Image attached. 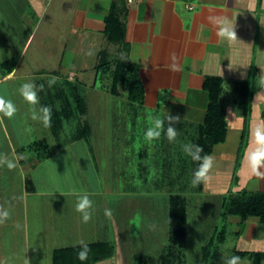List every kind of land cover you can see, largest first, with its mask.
Wrapping results in <instances>:
<instances>
[{
  "label": "crops",
  "instance_id": "obj_1",
  "mask_svg": "<svg viewBox=\"0 0 264 264\" xmlns=\"http://www.w3.org/2000/svg\"><path fill=\"white\" fill-rule=\"evenodd\" d=\"M225 25L236 32V40L218 35ZM32 45L37 50L26 60ZM38 53L51 56L58 67L35 69ZM173 62L178 71L170 69ZM135 70L144 85L143 105L128 98ZM27 76L36 82L37 96L48 98L42 100L43 108L51 110L47 126L40 122L42 110L30 124L37 132L45 126L49 135L32 138L35 128L33 133L24 117L37 105L21 95V87H9ZM99 78L108 82L100 95ZM208 80H219L216 104L222 109L226 134L223 142L212 146L207 155L211 166L195 187L220 198L224 223L235 219L239 229L234 233L233 256L240 257L239 264L247 259L264 264V221L259 216L243 219L241 214L253 196H264V179L250 173L247 159L258 147L257 127L264 131V0H0V98L16 109L10 118L0 112V211L8 212L0 222V264H87L111 249V257L94 264H133L125 246L130 223L143 212L149 215L153 200L138 195L137 186L119 188L106 180L113 166H105L93 140L86 90L92 87L97 93L95 117L104 132L126 123L127 112L135 113L127 116L134 126L141 119L143 123L145 116L136 114L149 109L164 116L165 132L168 115L179 117V122L171 123L183 130L176 138L202 148L211 120ZM112 97L126 98L133 105L118 108ZM167 141L164 138L162 145ZM138 155L139 168H145L147 176L148 150ZM6 161L16 166L9 169ZM192 161L186 183L181 181L185 172L175 177L170 171L150 182L157 191L168 193L165 226L173 247L187 236V201L180 194L203 159ZM85 194L92 201L87 223L76 211ZM229 198L236 203L232 209L241 211L224 218ZM106 209L111 217L105 215ZM216 232L222 234L219 251L224 256L227 225L206 239L202 264L203 247ZM5 240L20 241L15 254L5 250ZM81 241L88 247L85 260L78 258ZM170 248L164 247L161 264L174 258L176 250ZM20 251L21 260L11 261Z\"/></svg>",
  "mask_w": 264,
  "mask_h": 264
},
{
  "label": "rangeland",
  "instance_id": "obj_2",
  "mask_svg": "<svg viewBox=\"0 0 264 264\" xmlns=\"http://www.w3.org/2000/svg\"><path fill=\"white\" fill-rule=\"evenodd\" d=\"M36 50V46L34 47L32 45L25 59H31ZM38 54L39 55H36L37 65L34 66L35 69L39 70L42 67L52 68V66L58 67L57 63H55V59L51 58V56H44V53ZM79 66V64H76V67ZM91 67L92 65L88 64L87 68L90 69ZM30 77L32 76H27L25 79L23 78L22 80H18L10 84L9 87H22V85L26 83H31L36 86V82L32 83V78ZM89 77L91 78L93 76ZM35 80L37 81L39 79ZM106 83H108L107 80H101V78H99L96 87V91L99 92V95L104 93L102 86H105ZM93 90L94 88L92 87H89L86 90L88 95V105L92 111L89 116L91 117L94 129L93 140L97 141L96 147L99 149V153L104 156L103 163L105 166L107 167L110 164L113 166V170L109 172V178L107 177L106 180L111 179L110 183L113 182L114 185H119V188H125V185L127 184L137 186L139 188L138 195H145L150 198V200H153V208L148 210L150 211L148 212L149 215L145 214L146 212H143L131 220L128 234L129 240L125 243V246L132 257V263L161 264L159 256L164 251V247L169 245L171 250L176 251L174 252V258L171 257L170 259V257L166 256V254L164 255L167 257V260L165 259L167 264L168 261L169 264H179V262L180 264H202V246L205 244L208 236H210L215 229L220 231L224 225H227L228 236L225 244L221 246V251L223 252L224 260H229L233 256L236 241L234 233L239 229V227L236 225L234 218H230L228 223H224L222 217L219 215L221 212V207L218 203L220 198H217L212 194L200 192L193 184V178H190L191 182L188 181L189 183L184 186V190L186 189V192L180 194L186 198L188 208L189 217L186 224V239L182 242L181 240L177 241V247H173V243L169 242L166 236L167 232L165 225L168 224V219L165 213V201L168 193L157 191L156 186L151 185L150 182L154 181L158 175H164L165 173L168 174L167 172L170 171V174L174 173L175 177L176 175L185 172L186 177H183L181 181H185L186 183L187 179L190 177H187L190 172V167L194 164L192 156L186 154L184 151L185 145H191L190 140L187 138H176L174 141H167V144L162 145L164 138L168 140L166 135L167 131L165 132L164 127L160 130V136L158 138L149 139L143 132L154 128V121L156 119L163 121L164 118L161 113H157L149 109H139L141 110V113L136 114L137 116H145L143 123L141 122V119L140 124L134 126L127 116L135 115V113L127 112L123 113L125 115L123 121H126V123L119 122L118 124L112 126L109 132H104L102 123L95 117L97 98L94 95L97 93H95V91L93 93ZM41 95L42 96H37V101L35 102L37 109L32 110L31 114H26L24 117L26 126L30 125L32 127V131L34 130L33 128H35V133L33 131L34 134H32V138L49 135V130L46 131L45 126L42 125L41 131L37 132L35 124H30V122L34 121V115H37V110L43 111L42 105H44V103L42 100L48 99L45 94ZM112 99L113 101L111 100V103L116 105L118 108L125 107L127 104L133 105L128 103L126 98L112 97ZM39 107L40 109H38ZM144 111L145 114H143ZM42 119H44L43 112L41 113L40 122L44 124ZM145 122H147V128L145 127ZM182 131L183 130L180 129L177 130L178 134ZM100 132H102V135H100ZM98 136L99 141L97 140ZM108 138H111L112 140H109ZM146 149L148 150V159L146 161L147 170L149 168L147 176L145 168H139L140 162L138 160V153L141 150ZM148 173L150 174L148 175ZM145 180H149V183L146 184ZM181 186H177V188L181 189ZM174 188H176V186ZM150 216L153 217L150 218ZM5 241V245H8V248L5 250L11 255L15 254L20 241ZM20 255H22V251H20L19 254H16L15 259L12 257L11 261H20ZM140 257L143 259H140ZM248 262L250 261L247 259L241 264H252L251 262Z\"/></svg>",
  "mask_w": 264,
  "mask_h": 264
},
{
  "label": "clouds",
  "instance_id": "obj_3",
  "mask_svg": "<svg viewBox=\"0 0 264 264\" xmlns=\"http://www.w3.org/2000/svg\"><path fill=\"white\" fill-rule=\"evenodd\" d=\"M218 35L221 37H227L229 40H236V32L230 27V26H223L221 27ZM172 60L175 61L176 57L175 54L172 55ZM170 69L172 71H178L179 67L175 62L170 65ZM55 82V78H53L49 83L50 85ZM262 83H264V80H262ZM36 86L31 83H26L22 85L20 92L21 95L30 103H35L37 101V94L35 91ZM41 90L43 89V85L40 86ZM16 109L13 106L11 102H6L3 98H0V112H2L7 117H12L15 113ZM50 108L45 107L43 108L44 112V123L47 126L50 123ZM35 118V117H34ZM168 121L169 126L167 128V138L169 141H174L178 135L177 130L171 126L172 122H179V117H172L168 115ZM164 122L160 119H156L154 121V128H151L147 131L146 135L149 139H155L160 136V130L163 129ZM255 139L258 147L250 152L248 155V166L250 169V173L252 175H255L256 177L260 179H264V172L260 171V168L264 166V131L261 130L260 127H257L255 132ZM195 149L193 152L191 149ZM184 151L186 154L191 155L194 160H200L203 159V163L200 164L199 168L193 175V184H197L201 181V179L204 177L206 170L211 166V159L208 156H205L201 158L199 156L200 152H203V148L199 146L194 145H185ZM7 166L9 169L14 168L16 165L11 161H6ZM92 207V201L88 198V195L85 194L81 196L77 202L76 205V211L82 214L83 222L87 223L91 219V213L89 209ZM105 215L108 217H111L112 212L110 209L105 210ZM8 217L7 211H0V222H3L4 219ZM81 244L83 245V250L78 253V258L80 260L87 259L88 254V247L86 244L81 241ZM240 257L239 256H233L231 259L227 261V264H239Z\"/></svg>",
  "mask_w": 264,
  "mask_h": 264
},
{
  "label": "trees",
  "instance_id": "obj_4",
  "mask_svg": "<svg viewBox=\"0 0 264 264\" xmlns=\"http://www.w3.org/2000/svg\"><path fill=\"white\" fill-rule=\"evenodd\" d=\"M68 89L73 91V87L68 82L66 83ZM206 87L208 90H210V96H211V106H210V127L206 130V138L204 140V143L202 145L203 152H201V157L207 156L211 150L212 146L223 142L225 140V134H226V128L224 125V122L222 121L223 113L220 106L216 104V96L218 95L219 91V80H208ZM73 100L76 104H79L80 100L79 97L72 93ZM129 100L137 105H143L145 101V90L143 82L140 78V76L137 74V70H135L134 76L132 78L131 82V88H130V94H129ZM219 109V111H216ZM216 119V120H215ZM215 120V122H214ZM235 202L232 203V200L229 198L226 200L224 204V212L223 217L227 218L229 215H239L240 209L233 210L232 206L234 207ZM238 212V213H237ZM242 218L245 219L248 216H259L261 217L262 221H264V196L258 195L253 196L251 201L247 204L246 207H243L242 210ZM221 232H216L211 236L207 244L203 247L202 250V262L203 264H225L223 261V258L219 251V244L221 243ZM114 251L113 249L110 250L109 253L103 255L99 258H93L89 263L87 264H94L98 262L99 260H104L113 255Z\"/></svg>",
  "mask_w": 264,
  "mask_h": 264
}]
</instances>
